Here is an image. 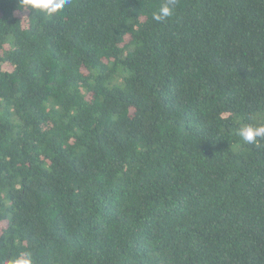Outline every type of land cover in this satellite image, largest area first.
I'll list each match as a JSON object with an SVG mask.
<instances>
[{
  "label": "trees",
  "instance_id": "1",
  "mask_svg": "<svg viewBox=\"0 0 264 264\" xmlns=\"http://www.w3.org/2000/svg\"><path fill=\"white\" fill-rule=\"evenodd\" d=\"M165 2L0 0V264H264V0Z\"/></svg>",
  "mask_w": 264,
  "mask_h": 264
},
{
  "label": "clouds",
  "instance_id": "2",
  "mask_svg": "<svg viewBox=\"0 0 264 264\" xmlns=\"http://www.w3.org/2000/svg\"><path fill=\"white\" fill-rule=\"evenodd\" d=\"M25 2L34 9L44 11L49 16L62 11L67 4V0H25ZM174 4L175 0H167V2L161 4L158 11L153 12V19L162 22L171 17L174 13ZM238 135L243 141L255 144L258 138H264V124L243 125L239 128ZM16 264H30V259H20Z\"/></svg>",
  "mask_w": 264,
  "mask_h": 264
},
{
  "label": "rangeland",
  "instance_id": "3",
  "mask_svg": "<svg viewBox=\"0 0 264 264\" xmlns=\"http://www.w3.org/2000/svg\"><path fill=\"white\" fill-rule=\"evenodd\" d=\"M112 82L119 84L121 82V79L120 78H114V79H112Z\"/></svg>",
  "mask_w": 264,
  "mask_h": 264
}]
</instances>
